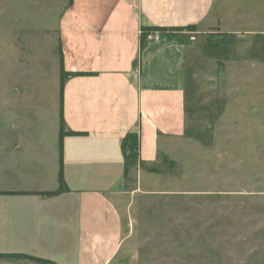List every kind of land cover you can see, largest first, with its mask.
Instances as JSON below:
<instances>
[{
    "label": "crops",
    "instance_id": "0c3cea01",
    "mask_svg": "<svg viewBox=\"0 0 264 264\" xmlns=\"http://www.w3.org/2000/svg\"><path fill=\"white\" fill-rule=\"evenodd\" d=\"M245 1L65 0L56 24L0 27V39L15 42L0 53V253L55 262L16 256L0 264H122L127 186L138 173L166 170L168 140L191 130L190 54L217 58L205 36L228 34L230 53L264 58V30L252 28L264 0ZM237 11L244 27L224 29ZM157 26L162 38L147 40L144 29ZM31 31L57 49L41 42L36 56L26 52L21 37ZM40 53H57V83L44 80ZM62 70L72 74L61 96ZM47 86L57 87V105ZM129 133L139 136L135 156L122 144ZM61 174V191L40 193L58 191Z\"/></svg>",
    "mask_w": 264,
    "mask_h": 264
},
{
    "label": "rangeland",
    "instance_id": "374dc122",
    "mask_svg": "<svg viewBox=\"0 0 264 264\" xmlns=\"http://www.w3.org/2000/svg\"><path fill=\"white\" fill-rule=\"evenodd\" d=\"M63 1L0 0V27L26 31L56 24ZM261 13L252 28L264 30V4ZM243 17L237 11L223 28L244 27ZM208 36L219 59L190 54L189 135L168 140L166 170L142 173L141 179L138 173L127 186L122 264H264V58L230 53L233 35ZM21 38L35 56L41 42L46 50L57 49L55 40L40 39L36 31ZM6 44L15 42L2 36L0 53ZM39 59L49 70L46 83H57V53H40ZM47 88L57 105V87Z\"/></svg>",
    "mask_w": 264,
    "mask_h": 264
},
{
    "label": "trees",
    "instance_id": "16d2710c",
    "mask_svg": "<svg viewBox=\"0 0 264 264\" xmlns=\"http://www.w3.org/2000/svg\"><path fill=\"white\" fill-rule=\"evenodd\" d=\"M182 29L184 27H173V29ZM187 28H194L193 26H188ZM152 29V28H151ZM153 29H160L162 31L166 30L165 27H161V26H157ZM149 29H144V31H147ZM69 74H72V73H68L64 70H62L61 72V96H62V91H63V83H64V78L66 75H69ZM61 100H62V97H61ZM62 134H63V128L61 130ZM77 133H80V132H77ZM123 147L125 150H129L130 153L129 155H133L135 156L137 153V150L139 148V136L137 133H129L126 135V137L123 139ZM62 149L63 147L61 146V154H62ZM60 189L58 191H50V192H40V193H46V194H55L59 191H61L64 187V182H63V177H62V174H61V178H60ZM26 257V258H30V259H33V260H38V261H42V262H49V263H55L54 261H51L49 259H44V258H41V257H36V256H32V255H27V254H19V253H0V257Z\"/></svg>",
    "mask_w": 264,
    "mask_h": 264
},
{
    "label": "built area",
    "instance_id": "2783aa9c",
    "mask_svg": "<svg viewBox=\"0 0 264 264\" xmlns=\"http://www.w3.org/2000/svg\"><path fill=\"white\" fill-rule=\"evenodd\" d=\"M144 33L146 35V39L149 41L160 40L162 38V35H163V31L160 29H152L150 31H145ZM192 38H194V37H192Z\"/></svg>",
    "mask_w": 264,
    "mask_h": 264
}]
</instances>
